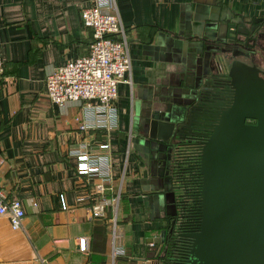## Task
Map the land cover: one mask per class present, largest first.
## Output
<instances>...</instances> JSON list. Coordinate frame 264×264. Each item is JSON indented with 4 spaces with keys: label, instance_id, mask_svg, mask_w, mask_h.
Returning <instances> with one entry per match:
<instances>
[{
    "label": "crops",
    "instance_id": "obj_1",
    "mask_svg": "<svg viewBox=\"0 0 264 264\" xmlns=\"http://www.w3.org/2000/svg\"><path fill=\"white\" fill-rule=\"evenodd\" d=\"M91 0H0V185L26 209L22 224L0 213V264H153L157 247L149 239L166 223L155 198L159 169L150 164L141 121L158 90L177 86L181 60L159 43L161 37L191 32L197 14L263 18L264 0H116L127 30L131 81L119 84V125L110 132L79 129L81 102L60 106L46 93L47 74L68 59L88 54L93 29L82 9ZM264 51V50H263ZM83 140L110 142L116 182L124 175L119 209L120 241L126 253L109 256V221L90 215L79 197L97 177L77 170L71 149ZM105 225L107 236L95 227ZM89 237L87 250L80 237Z\"/></svg>",
    "mask_w": 264,
    "mask_h": 264
},
{
    "label": "water",
    "instance_id": "obj_2",
    "mask_svg": "<svg viewBox=\"0 0 264 264\" xmlns=\"http://www.w3.org/2000/svg\"><path fill=\"white\" fill-rule=\"evenodd\" d=\"M261 19L248 26L199 13L191 32L160 39L184 73L146 103L138 139L162 181L155 198L166 223L149 239L157 247L153 264H264V76L248 60ZM224 96L228 105L207 128L209 106ZM196 159L201 216L190 231L185 211L195 201L189 182Z\"/></svg>",
    "mask_w": 264,
    "mask_h": 264
},
{
    "label": "built area",
    "instance_id": "obj_3",
    "mask_svg": "<svg viewBox=\"0 0 264 264\" xmlns=\"http://www.w3.org/2000/svg\"><path fill=\"white\" fill-rule=\"evenodd\" d=\"M84 23L93 29V40L88 54L68 59L53 68L46 77V93L60 106L71 101L81 102L83 116L77 115L80 130L102 129L110 132L119 125L117 99L119 84L131 81V56L127 30L122 22L116 0H91L82 9ZM5 71L0 49V74ZM110 142L102 140L94 145L83 140L71 149L77 158V170L88 177H97L93 190L79 197L86 201L91 216L107 218L110 227L109 256L116 258L126 253L121 243L119 209L124 175L116 182L112 169ZM4 158L0 152V165ZM0 213H8L19 226L26 209L18 198H9L0 185ZM89 237H80L79 248L87 250Z\"/></svg>",
    "mask_w": 264,
    "mask_h": 264
},
{
    "label": "flooded vegetation",
    "instance_id": "obj_4",
    "mask_svg": "<svg viewBox=\"0 0 264 264\" xmlns=\"http://www.w3.org/2000/svg\"><path fill=\"white\" fill-rule=\"evenodd\" d=\"M262 27L263 26H259L258 33H260V29ZM262 32H263V34H261L260 36H257V38L259 37V38H262L264 40V29ZM255 36H256V33L253 34V37H255ZM248 44L252 48L251 57H249L248 60L251 63L258 65L263 70V72H261V74L264 76V51H263L264 49H261V50L258 49L257 48V44H258L257 42L249 41ZM229 98L230 97L224 96V97H221L220 99L219 98L213 99V102L211 103V105L209 106V109H208L209 112L207 115V118H208L207 123H209V124L207 125L208 126L207 128H210L212 126V124L215 121V118L217 117V115H219L220 111L228 105ZM206 132H208V131H206ZM200 138L202 140V139H205L206 136L202 135ZM197 161L198 160L196 159V161L192 165L193 172H195V170L198 169V162ZM189 194L192 195V193H190V190H189ZM195 208H196V202L193 200H190L188 203V206H187V211H185V213L188 215V224H189L188 226L191 229L190 231H195V230H198V228H199V225L195 224L196 222L194 223V216L193 215H194V211H195L194 209Z\"/></svg>",
    "mask_w": 264,
    "mask_h": 264
},
{
    "label": "trees",
    "instance_id": "obj_5",
    "mask_svg": "<svg viewBox=\"0 0 264 264\" xmlns=\"http://www.w3.org/2000/svg\"><path fill=\"white\" fill-rule=\"evenodd\" d=\"M190 193H192L193 197L195 198L196 208L194 209V223L199 225L200 222V199H201V174L198 169L195 170L194 176H192L190 180ZM96 232L102 230L105 238L107 236L106 226L98 224L95 227ZM110 232V227H109Z\"/></svg>",
    "mask_w": 264,
    "mask_h": 264
},
{
    "label": "rangeland",
    "instance_id": "obj_6",
    "mask_svg": "<svg viewBox=\"0 0 264 264\" xmlns=\"http://www.w3.org/2000/svg\"><path fill=\"white\" fill-rule=\"evenodd\" d=\"M263 29H264V26L260 29V34H263ZM257 48L258 49H264V40L262 38H258V44H257Z\"/></svg>",
    "mask_w": 264,
    "mask_h": 264
}]
</instances>
